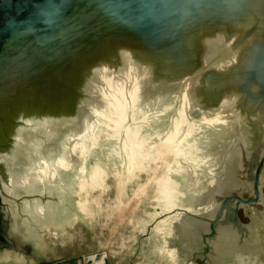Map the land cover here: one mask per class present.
<instances>
[{
  "label": "water",
  "instance_id": "obj_1",
  "mask_svg": "<svg viewBox=\"0 0 264 264\" xmlns=\"http://www.w3.org/2000/svg\"><path fill=\"white\" fill-rule=\"evenodd\" d=\"M184 96L202 169L175 162L194 194L169 174L165 220L199 242L190 261L214 264L253 237L239 211L264 208V0H0V261L52 264L26 238L34 222L100 176L106 150L164 142Z\"/></svg>",
  "mask_w": 264,
  "mask_h": 264
},
{
  "label": "rangeland",
  "instance_id": "obj_2",
  "mask_svg": "<svg viewBox=\"0 0 264 264\" xmlns=\"http://www.w3.org/2000/svg\"><path fill=\"white\" fill-rule=\"evenodd\" d=\"M165 128L160 130L161 135H165ZM145 153L134 166L121 153L109 155L106 150L99 155L96 159L103 169L101 175L86 177V185L82 184L85 189L73 182L65 193L62 211L53 221L34 222V232L26 238L34 241L36 261L93 264L90 260L94 261V256L97 261L103 256L104 264H202L201 257L190 261L189 251H198L200 246L184 224L177 228L182 244L171 239L167 228L173 230L175 220L166 225V214L172 211L168 212L169 200L162 187L172 174L186 192L183 198L190 200L194 192L187 189L191 185L188 182L196 175L187 176L186 170L183 175L172 173L173 152L158 140L151 142ZM247 195L244 193V197ZM239 217L253 225L251 241L240 245L238 252L210 257L212 263L264 264V208L256 205L242 209ZM173 247L179 249L175 255L170 252Z\"/></svg>",
  "mask_w": 264,
  "mask_h": 264
},
{
  "label": "bare ground",
  "instance_id": "obj_3",
  "mask_svg": "<svg viewBox=\"0 0 264 264\" xmlns=\"http://www.w3.org/2000/svg\"><path fill=\"white\" fill-rule=\"evenodd\" d=\"M185 99H186L185 96L184 98L182 97V105L180 107L179 114L176 118H174L173 126L165 135L166 137L163 140L164 142H162V144L164 147H166L168 151L173 152L174 159H176L175 162L176 163L179 162L177 163V166L174 168L173 172H179L180 170H184L185 168H187L189 170H192V173H197L202 169V164L196 157L197 146L195 145V143H197L199 139L196 138L194 142V139L190 141V137L192 136V134H194L197 128H200L201 125L198 126L196 125L197 126L196 127L195 125H192L191 123L187 122L185 116V106H186ZM124 121H125V117L123 115L118 117V119L114 121V129L118 130L117 127H120ZM201 122L207 125H211L216 123L217 121L215 118H210V119H203ZM153 134L157 135L158 133L156 132ZM153 134L149 135L148 137L149 140L150 137L151 138L153 137ZM149 140L148 141L146 140L145 143H143L142 140L137 139V141H134V146L131 144V141H129L130 146H127V154L132 163L134 162V157H136L137 159L138 156L136 155H140L139 152L140 148L142 149L143 146L145 147L148 143H150ZM182 161L186 162L187 166L190 168L188 167L184 168L183 164H181ZM97 174L98 172L97 173L95 172L91 174V177L93 178L97 176ZM85 185L86 182L83 181V186ZM83 186L81 184V187ZM162 187L164 189V196L166 199L173 198L175 195L176 196L174 198L177 197L178 192L177 190H175L176 183H174L170 175L164 181ZM82 189H85V187H83ZM168 224L169 222H166V225ZM167 230L169 232L170 228L168 227Z\"/></svg>",
  "mask_w": 264,
  "mask_h": 264
},
{
  "label": "crops",
  "instance_id": "obj_4",
  "mask_svg": "<svg viewBox=\"0 0 264 264\" xmlns=\"http://www.w3.org/2000/svg\"><path fill=\"white\" fill-rule=\"evenodd\" d=\"M97 257L96 256H94V261H92V260H90L91 261V263H93V264H104V257L102 256L98 261H97Z\"/></svg>",
  "mask_w": 264,
  "mask_h": 264
}]
</instances>
